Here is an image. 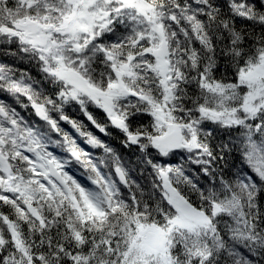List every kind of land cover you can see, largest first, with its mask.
<instances>
[{"label":"snow or ice","instance_id":"6c2138e0","mask_svg":"<svg viewBox=\"0 0 264 264\" xmlns=\"http://www.w3.org/2000/svg\"><path fill=\"white\" fill-rule=\"evenodd\" d=\"M0 55V264H264V0H0Z\"/></svg>","mask_w":264,"mask_h":264},{"label":"trees","instance_id":"16d2710c","mask_svg":"<svg viewBox=\"0 0 264 264\" xmlns=\"http://www.w3.org/2000/svg\"><path fill=\"white\" fill-rule=\"evenodd\" d=\"M3 59H5V57H3L2 55H0V60H3ZM22 67H23V66H22ZM94 111H96V110H94ZM67 114H68L70 117H72L73 119L81 120V121H83L85 124H88V121L86 120V118H85L82 114H80L77 110L68 109V110H67ZM97 115H98L100 118H102V113H98V112H97ZM62 126H63L67 131H69L70 133L73 132V130L71 129V127H70L69 125H67V124H62ZM88 126H89V129H90V130H92L93 132H96V129L92 128L90 124H88ZM97 134H98V135H101V138H103V139H105V140H109L108 137H103L102 134H99V133H97ZM114 134H115V133H114ZM110 142H111L114 146H116V147L119 149L120 146H119L118 140L112 139ZM54 151H58V150H54ZM120 151L124 154V156H125L126 159L131 158L132 161L135 162V157L132 156L131 153L126 152V151L123 150V149H120ZM81 171H82V170H81Z\"/></svg>","mask_w":264,"mask_h":264}]
</instances>
